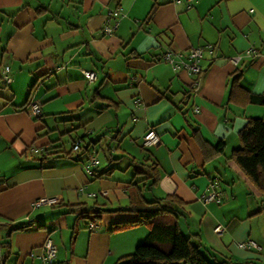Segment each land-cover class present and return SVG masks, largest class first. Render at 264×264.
Wrapping results in <instances>:
<instances>
[{
    "label": "crops",
    "instance_id": "1",
    "mask_svg": "<svg viewBox=\"0 0 264 264\" xmlns=\"http://www.w3.org/2000/svg\"><path fill=\"white\" fill-rule=\"evenodd\" d=\"M198 46L200 74L163 59ZM236 76L264 92V0H0V264H48L47 237L53 264H119L149 232L114 227L137 219L119 208L139 194L179 196L182 232L212 259L264 264V196L231 158L264 105ZM150 128L161 142L146 147ZM220 139L224 151L206 159L201 141ZM211 181L220 202L203 200ZM42 195L60 201L36 206ZM248 239L259 247L239 246Z\"/></svg>",
    "mask_w": 264,
    "mask_h": 264
},
{
    "label": "trees",
    "instance_id": "2",
    "mask_svg": "<svg viewBox=\"0 0 264 264\" xmlns=\"http://www.w3.org/2000/svg\"><path fill=\"white\" fill-rule=\"evenodd\" d=\"M237 77L233 86L247 91L248 101L264 105V92L252 93L238 82ZM239 137L240 144L233 149L231 158L264 196V117L250 118L239 130ZM206 143L201 141L206 159L221 154L225 149L223 139L216 146ZM148 171V177L156 181L157 165L150 164ZM182 205L183 201L176 194L153 200H146L139 194L132 198L129 207L119 208L136 213L137 219L118 223L114 227L143 224L149 229L135 250L119 259V264H228L229 260L223 256L212 259L202 250V242L182 232L179 222L181 211L178 208Z\"/></svg>",
    "mask_w": 264,
    "mask_h": 264
},
{
    "label": "built area",
    "instance_id": "3",
    "mask_svg": "<svg viewBox=\"0 0 264 264\" xmlns=\"http://www.w3.org/2000/svg\"><path fill=\"white\" fill-rule=\"evenodd\" d=\"M193 0H188V7H191ZM118 12L115 11L114 14H117ZM114 26L111 25L110 23H107L103 27V31L110 33L113 30ZM177 56H179L176 51H174L171 48H168L164 54H163V59L166 62H169L175 66L181 67L184 66L187 68L189 71L192 73L200 74L203 71V64L202 60L204 59V49L200 46L198 47H192L189 52H188V59H176ZM239 60V57L233 58L232 61L234 63H237ZM9 71V66L6 65L4 69V75H3V80L5 83H9L12 81V77L8 74ZM86 78L89 81H94L97 78V71L93 69H84L83 70ZM198 84L197 80H194V85L196 86ZM28 111L35 117H40L42 115V102L38 99H32L29 101L27 105ZM161 142L160 135L153 129L150 128L144 135V140L143 144L146 147H152V146H157ZM81 146V140L78 139L73 148L75 150H79ZM95 162V161H94ZM98 161L96 160V163ZM221 195L216 189V183L214 181H211L210 183V190L203 196V200L205 202H211V201H216L220 202L221 201ZM60 197L58 195H42L40 196L36 201L35 205H42V204H47V205H55L59 203ZM91 227H95V223H90ZM222 227L221 225L216 226V231L221 232ZM240 247L247 248V247H259L257 242L252 239H248L245 241H240L239 243ZM43 248L45 250V253L42 255V258L48 263V264H53L55 258L57 257V244L51 237H47L43 243Z\"/></svg>",
    "mask_w": 264,
    "mask_h": 264
},
{
    "label": "rangeland",
    "instance_id": "4",
    "mask_svg": "<svg viewBox=\"0 0 264 264\" xmlns=\"http://www.w3.org/2000/svg\"><path fill=\"white\" fill-rule=\"evenodd\" d=\"M68 139H69V138H66V140H68ZM68 146H69V144H68ZM100 156L103 157V154H101Z\"/></svg>",
    "mask_w": 264,
    "mask_h": 264
}]
</instances>
